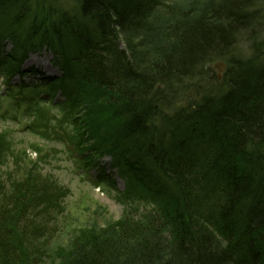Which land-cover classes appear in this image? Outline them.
Here are the masks:
<instances>
[{"label": "trees", "instance_id": "trees-1", "mask_svg": "<svg viewBox=\"0 0 264 264\" xmlns=\"http://www.w3.org/2000/svg\"><path fill=\"white\" fill-rule=\"evenodd\" d=\"M257 1L0 0L5 82L43 48L60 70L8 91L0 116L23 108L34 135L88 151L83 169L109 156L124 182L117 219L75 223L66 190L0 131V264H264Z\"/></svg>", "mask_w": 264, "mask_h": 264}, {"label": "rangeland", "instance_id": "rangeland-1", "mask_svg": "<svg viewBox=\"0 0 264 264\" xmlns=\"http://www.w3.org/2000/svg\"><path fill=\"white\" fill-rule=\"evenodd\" d=\"M55 2L57 5L72 8L75 0H55ZM257 5L264 11V0H258ZM258 31L255 39L257 42H263L264 26L262 30L259 29ZM241 40L234 50V55L244 59L250 56L252 49H249L246 40ZM4 47V53L8 52L11 48L10 42L5 41ZM52 60V52L43 48L35 53H29L21 65L20 74H17L9 84L5 82L3 75L0 74L1 110L10 109L9 103L11 101L6 95L8 91L11 93L16 92L18 90L15 87L16 85L36 86L46 74L58 77L60 70L56 66H52ZM214 70L218 74V70L216 68ZM10 84L13 87H9ZM193 86V84L189 85L179 96L188 97L192 95ZM23 91L27 93L25 89ZM37 92L33 89V93L36 94ZM55 98L61 99V95L57 94ZM183 101L185 102V99L181 100V103ZM13 113L11 111L5 117L0 116V131H7L15 146L25 148L26 154L33 159L37 158L39 166H43V170L51 174L52 179L66 190L65 203L68 204L66 211L69 208L71 209L72 219L75 220V223H79L77 219L79 216H75L77 211L81 213V217L84 215L83 219L87 220L94 218L102 221L105 218L117 219L120 216L122 206L116 200L115 195L124 189V182L117 171L112 168L107 156L94 157L91 160L92 162L86 166L87 169L83 171L81 169L82 162L76 158L78 162L73 156H86L88 151L81 153L82 155H77L75 152L70 153L65 149V146L52 141L53 139H41L26 129L29 116L26 115L23 108L14 113L18 117L16 120L10 117ZM53 114H55L54 111ZM53 120L58 126L59 118L54 115ZM31 144H36L40 147V150H33ZM94 175L104 177L101 179L100 185L94 184L96 182ZM106 175L111 178H107ZM77 201L78 204L75 205Z\"/></svg>", "mask_w": 264, "mask_h": 264}, {"label": "water", "instance_id": "water-1", "mask_svg": "<svg viewBox=\"0 0 264 264\" xmlns=\"http://www.w3.org/2000/svg\"><path fill=\"white\" fill-rule=\"evenodd\" d=\"M216 68H218L219 71H222L225 67V64L223 62H217L214 64Z\"/></svg>", "mask_w": 264, "mask_h": 264}]
</instances>
